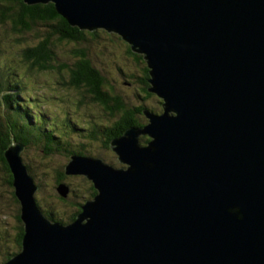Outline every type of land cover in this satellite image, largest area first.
<instances>
[{
    "label": "water",
    "instance_id": "95a60500",
    "mask_svg": "<svg viewBox=\"0 0 264 264\" xmlns=\"http://www.w3.org/2000/svg\"><path fill=\"white\" fill-rule=\"evenodd\" d=\"M23 1L144 53L163 112L111 142L126 167L70 157L97 194L66 225L5 150L24 232L4 264H264V0Z\"/></svg>",
    "mask_w": 264,
    "mask_h": 264
},
{
    "label": "trees",
    "instance_id": "16d2710c",
    "mask_svg": "<svg viewBox=\"0 0 264 264\" xmlns=\"http://www.w3.org/2000/svg\"><path fill=\"white\" fill-rule=\"evenodd\" d=\"M103 37L114 46L119 61L115 69L103 60ZM114 38L123 39V44H117ZM111 50L108 47L105 53ZM126 62L134 66L126 68ZM42 75L48 76L44 82L52 91L38 94L42 90H28L35 84L31 80H39ZM150 78L143 55L122 36L102 29L72 27L51 2L28 5L23 0H0V208L9 207L16 231L12 238L15 249L6 255V261L20 252L24 231L12 174L3 156L5 150L12 145L21 146L23 165L33 180L38 171L27 155L41 165L56 153L94 158L91 151L99 145L111 149V142L128 129L145 127L146 112H163V100L150 91ZM125 82L126 92H117L116 83ZM56 90L62 91L65 98H57ZM154 95L160 99L159 108L148 103ZM53 97L63 107L69 106L74 118L81 119L80 110L85 105L92 117L85 125L71 124L68 116L59 121L55 114H48V108L47 112L41 109ZM150 140L148 135L139 137L141 146ZM63 173L54 171L51 175L57 186H67ZM96 194L91 184L85 200ZM36 199L37 208L51 223L69 224L81 212L79 204L72 218L65 220L66 216L52 212L48 204L42 207Z\"/></svg>",
    "mask_w": 264,
    "mask_h": 264
},
{
    "label": "rangeland",
    "instance_id": "374dc122",
    "mask_svg": "<svg viewBox=\"0 0 264 264\" xmlns=\"http://www.w3.org/2000/svg\"><path fill=\"white\" fill-rule=\"evenodd\" d=\"M114 39H115L114 41H116L117 44H123L122 41L123 39L121 41L117 40L116 38ZM100 43L103 45L104 48L103 60L108 61L111 67L115 69L116 66L119 64V61L117 60L118 58L117 55L116 56L114 55L113 44H111L106 37H103V40H101ZM108 47L112 49L111 53L108 52L105 53V50ZM140 54H142L143 57H145L144 53H140ZM105 66H108L107 63L105 64ZM132 66H134L132 63L130 65L129 62H126L125 65L126 68ZM119 77H121V75H119ZM47 78H48L47 75H42L39 80H33V81L31 80V83L34 82L35 84L34 87H32V85L29 86L28 90H34L36 92L42 90V93L38 92V94H44V91L46 93L51 92L52 87L47 86L46 83L44 82L45 79ZM116 84H117L116 87L117 92H120V90L126 92L125 87L128 86L126 85L127 82H125V84L123 83H116ZM57 94H58L57 98L59 97L65 98L64 95L62 96L63 94L62 91L57 92L56 90L55 95L57 96ZM154 96L155 97L149 100L148 103L156 108H159L160 99L156 95ZM48 103L49 105H51V107H46L49 106L47 105ZM48 103L43 104L41 109L47 112V108H48L49 110L48 114H55L54 116L58 117L59 121H63L64 117L68 116L70 117L69 121L71 124L85 125L89 120V118L92 117L88 112L90 111V109L86 105L80 110V114H81V119H80V118H74V115H72L69 106L66 105L65 107H63V105L56 103V98L53 97V99L50 100ZM52 109H55L56 113L53 112ZM170 114H172V112ZM48 116L49 115H47L46 117ZM91 121H95V120H91ZM91 154H92L91 157H94L93 159L100 160L105 165L112 166L114 168H120L122 166L126 167L125 164L119 162L117 155L111 149L104 148L101 145H99L97 148L92 150ZM26 157L27 159L31 158V160L29 159L30 160L29 163L34 165L38 171V173H36V179H34L36 183L39 184V186H37L36 192L34 193L35 198L37 197L36 200H38V203L42 205V207H44V205L45 207H48L46 205L48 204L51 207L52 212L60 213L63 218H65L66 216L65 220L67 219V217L68 220H70L72 216L75 214L74 212H76V210L78 209V205L80 204V208H81V206L84 205V202L87 201L85 200L86 199L85 196L88 194V190L91 187L92 182L88 180L84 175H65L63 173L64 183L67 185L65 191L63 190L61 185L58 186L56 185V181L54 178H52L51 175L53 174L54 171L64 172L67 164L71 162L70 157H67V155L56 153L52 159H50L49 161L46 160L45 162L46 164H42V165L39 164L37 161L35 162V160L30 155H27ZM12 215H13L12 212L9 211V207L0 208V264H4L6 262V255L14 252L15 249V245L13 244L12 238L13 235L16 233V231L14 228L15 221L13 220ZM75 219L76 218H74V220Z\"/></svg>",
    "mask_w": 264,
    "mask_h": 264
},
{
    "label": "bare ground",
    "instance_id": "6f19581e",
    "mask_svg": "<svg viewBox=\"0 0 264 264\" xmlns=\"http://www.w3.org/2000/svg\"><path fill=\"white\" fill-rule=\"evenodd\" d=\"M22 222V221H21Z\"/></svg>",
    "mask_w": 264,
    "mask_h": 264
}]
</instances>
